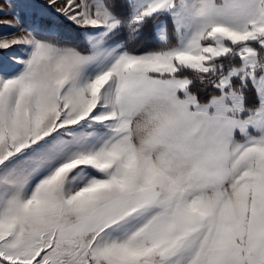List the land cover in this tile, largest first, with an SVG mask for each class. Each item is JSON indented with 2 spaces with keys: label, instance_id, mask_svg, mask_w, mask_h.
Masks as SVG:
<instances>
[{
  "label": "snow or ice",
  "instance_id": "1",
  "mask_svg": "<svg viewBox=\"0 0 264 264\" xmlns=\"http://www.w3.org/2000/svg\"><path fill=\"white\" fill-rule=\"evenodd\" d=\"M0 14V264H264V0Z\"/></svg>",
  "mask_w": 264,
  "mask_h": 264
},
{
  "label": "rangeland",
  "instance_id": "2",
  "mask_svg": "<svg viewBox=\"0 0 264 264\" xmlns=\"http://www.w3.org/2000/svg\"><path fill=\"white\" fill-rule=\"evenodd\" d=\"M2 19H9V17H4L2 14H0V20ZM3 30H4L3 27L0 26V31H3Z\"/></svg>",
  "mask_w": 264,
  "mask_h": 264
}]
</instances>
